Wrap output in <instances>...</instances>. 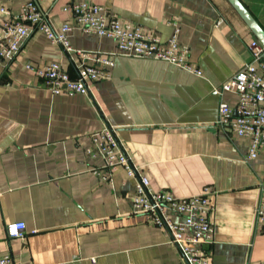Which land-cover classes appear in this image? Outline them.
Returning <instances> with one entry per match:
<instances>
[{"label":"crops","instance_id":"obj_1","mask_svg":"<svg viewBox=\"0 0 264 264\" xmlns=\"http://www.w3.org/2000/svg\"><path fill=\"white\" fill-rule=\"evenodd\" d=\"M27 1L0 0V29ZM70 2L103 5L110 17L162 41L177 23L201 75L117 55L110 77L90 82L87 94L56 95L26 64L58 61L75 78L80 57L32 32L0 70V257L9 253L14 264H181L169 233L132 210L133 179L117 166L102 180L103 161L87 154L90 135L112 126L153 190L214 192L210 264H264V228L253 220L264 201V149L247 159L250 139L218 122L219 103L233 106L237 96L213 92L252 59V31L227 0L38 1L55 30L72 24L71 45L86 51L112 53L116 45L78 28L61 9ZM241 2L264 30V0ZM13 221L25 223L23 237H7Z\"/></svg>","mask_w":264,"mask_h":264},{"label":"built area","instance_id":"obj_2","mask_svg":"<svg viewBox=\"0 0 264 264\" xmlns=\"http://www.w3.org/2000/svg\"><path fill=\"white\" fill-rule=\"evenodd\" d=\"M38 1L40 0H28L21 4L18 12L2 25L0 70L16 56L32 32L40 31L52 43L61 45L67 53L80 57L75 78L70 77L58 61L40 66L26 64L56 95L87 94L90 82L110 77L114 57L117 55L164 60L201 75L200 69L188 60L189 47L180 42L177 23H173L174 30L170 37L162 41L146 33L138 25L122 23L117 18L110 17L103 5L67 3L61 8L62 12L69 14L78 28L87 34L110 38L116 45V51L112 53L86 51L71 45L69 35L73 30L72 24L62 22L55 30ZM249 48L252 59L245 62L220 87H215L213 92L229 91L237 96L233 106L226 102L219 103L218 122L226 125L236 135L250 139L247 159H253L260 149H264V47L256 39L249 44ZM90 142L86 152L103 161L105 172L101 176L102 180H109L111 172L117 166L125 170L126 175L134 181L132 210L143 213L154 226L169 233L170 242L180 254L181 264H210V245L215 235V227L210 219V213L214 209V192L209 187H204L199 193L176 197L162 190H153L148 177L140 172V167L122 146L116 128L112 126L93 132ZM253 220L256 225L264 228V201L256 203ZM24 233L23 221L6 224L7 237L20 238ZM0 264H14L11 254H3Z\"/></svg>","mask_w":264,"mask_h":264},{"label":"water","instance_id":"obj_3","mask_svg":"<svg viewBox=\"0 0 264 264\" xmlns=\"http://www.w3.org/2000/svg\"><path fill=\"white\" fill-rule=\"evenodd\" d=\"M230 5L235 9L239 14L242 20L246 23L249 29L252 31L256 39L264 47V30L253 17V15L247 10L241 0H227ZM264 60V59H263Z\"/></svg>","mask_w":264,"mask_h":264}]
</instances>
